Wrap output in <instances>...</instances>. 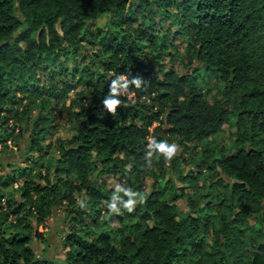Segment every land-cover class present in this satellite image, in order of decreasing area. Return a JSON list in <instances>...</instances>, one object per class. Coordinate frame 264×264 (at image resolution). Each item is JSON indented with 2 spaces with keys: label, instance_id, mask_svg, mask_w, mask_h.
<instances>
[{
  "label": "trees",
  "instance_id": "trees-1",
  "mask_svg": "<svg viewBox=\"0 0 264 264\" xmlns=\"http://www.w3.org/2000/svg\"><path fill=\"white\" fill-rule=\"evenodd\" d=\"M174 60L213 74L214 99L196 70L178 72ZM119 75L145 83L119 96L111 115L102 100ZM64 119L71 137L58 140L45 175H32ZM10 120L22 125L17 135ZM225 123L235 128L228 147L172 159L191 192L160 184L164 161L148 167L149 138L174 136L189 155ZM21 134L29 137L26 166L0 174V264H264V0H0V150ZM95 161L142 194L132 213L125 196L116 202L91 178ZM16 182L18 195L3 193ZM56 206L70 227L59 263L31 245L44 241L38 225ZM102 211L119 225L83 235L78 225Z\"/></svg>",
  "mask_w": 264,
  "mask_h": 264
},
{
  "label": "rangeland",
  "instance_id": "rangeland-1",
  "mask_svg": "<svg viewBox=\"0 0 264 264\" xmlns=\"http://www.w3.org/2000/svg\"><path fill=\"white\" fill-rule=\"evenodd\" d=\"M105 22V18L99 19L98 24L102 25ZM175 30V28H173ZM177 39V40H176ZM175 43H177V49L181 52L184 51V41L175 38ZM173 65L178 72L185 71L188 74L193 73V71H197V73H194L193 77L197 80L198 83H200L206 90V96L208 100H213L216 96L217 86L215 84V79L212 76L213 74L200 70V67L198 65H193L192 67L184 69V67L179 64L178 61L174 60L170 63ZM74 93L72 91H69L67 96L65 97V104L69 105L71 102V99H73ZM38 109L33 108L31 110V118H34ZM157 123L153 124V127L156 126ZM9 126H14V122L12 120L9 121ZM19 127H22L20 122H17L14 126V133L17 135L19 133ZM71 131L69 124L65 121V119L62 121L60 128L57 132H55L52 136H47L45 138V143L49 144V150L48 154L44 155V159L41 161L42 167L39 165H34V170H32V175L35 171L42 172V175L46 174V167L50 160H52V156H58L59 149H58V140H66L71 137ZM10 139V137L8 138ZM235 139V128L230 125L229 123H225L221 126L220 130L215 133L212 136H209L208 138L204 139L202 143H198L196 146V150L189 151V155L187 153L182 154L183 150L178 144L176 138L174 136H166L164 137L163 141H167L168 143H176L179 145V151L176 157L178 160H181V158L184 156L185 159H188V161L191 160V158L196 159L201 156L203 153L201 147H209L210 151L213 152H219V150L223 149L224 147H228L231 142ZM9 141V140H8ZM7 141V148H2L0 150V174H8L11 172L13 167L26 166L25 159L28 156L29 153H27L29 148V137L27 134H21L19 139H16L14 142L12 139H10V142ZM1 149V146H0ZM155 155L152 157V164L153 167L156 168L158 166V160L164 162L162 165L163 172L160 173L162 176V180L160 184H164L167 182V185L170 187L171 185H174L177 187L178 192L180 191L181 187H184L185 191L191 192L190 186L188 184H184L180 182L177 179V176L173 173L172 169V160L170 162L165 161L163 156H160L159 158L156 157L157 153H154ZM35 155V154H34ZM193 161V160H192ZM99 162H94L95 169L92 172V179L97 180V183L104 187L105 189L110 191V196L112 199H114L116 202L119 201L120 198H124L125 201L132 199L137 202L138 199L142 197V194L137 193L136 189H132L126 182H124V175L123 173L117 171L116 174H110V173H101L100 172V166ZM182 166L184 167V171H188L189 169H193L192 164H185L182 162ZM158 168H156L157 171ZM37 181H44V178L37 177ZM134 179L131 180V183L133 184ZM202 178L199 180V184L201 188L203 189V192L208 191V187L203 188ZM153 183V176L149 175L145 178V182L142 185L144 191H148ZM120 186L121 190L116 191L117 186ZM208 185V184H207ZM9 191H12L15 195H18V183L12 184V186L6 188L3 190V193H8ZM127 192H130V195L126 194ZM206 191V192H207ZM78 197V195L76 196ZM63 201L62 203H64ZM176 204L180 209H182L184 212L187 211V203L184 199H179L176 201ZM206 204V203H205ZM204 203H200L199 206H204ZM215 205V204H213ZM62 206V205H61ZM61 206H56L53 210L52 215L47 218L44 222L40 223L38 225V231L42 232L44 234V241L39 242L37 240H34L31 245L34 250V252L40 256V257H46L50 260H53L55 262H62L64 261V253L68 246L65 244L64 239L66 236V233L70 230L69 222L67 221V216L62 210ZM107 212L102 211L97 219L88 217L84 223H80L78 225V230L82 231V234L85 235V233L88 235V237H91L97 230H99L100 227L107 228L109 226H118L119 224L117 222H105V219L107 218ZM84 232V233H83Z\"/></svg>",
  "mask_w": 264,
  "mask_h": 264
},
{
  "label": "clouds",
  "instance_id": "clouds-1",
  "mask_svg": "<svg viewBox=\"0 0 264 264\" xmlns=\"http://www.w3.org/2000/svg\"><path fill=\"white\" fill-rule=\"evenodd\" d=\"M144 83V79L139 76H131V78H129V76L127 75L116 76L111 81L108 94L105 95L104 99L102 100L103 108L111 115H115L117 108H119L122 104V101L118 97L126 94L130 96V86H134L136 89H141ZM124 106L127 107L128 105L125 104ZM147 147L148 152L146 153V160L148 167H151L153 151L157 153V158L163 156L165 161L168 162L174 159L179 151L178 144H170L167 141H157L154 137L149 138V143ZM120 190L121 188L118 185L116 191ZM126 194L130 195V192L126 191ZM145 201L146 199L141 200L140 204L145 203ZM78 204L81 209L86 207L84 201H78ZM136 205L137 203L135 200L129 199L123 202V209L126 210L128 213H132L135 210ZM107 207L111 213H114L116 215L123 214L121 209L116 206L115 202H109Z\"/></svg>",
  "mask_w": 264,
  "mask_h": 264
}]
</instances>
